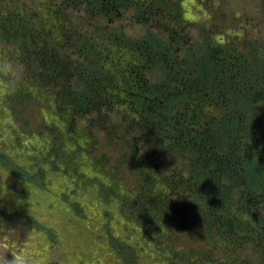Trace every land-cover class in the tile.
Here are the masks:
<instances>
[{
	"label": "rangeland",
	"instance_id": "rangeland-1",
	"mask_svg": "<svg viewBox=\"0 0 264 264\" xmlns=\"http://www.w3.org/2000/svg\"><path fill=\"white\" fill-rule=\"evenodd\" d=\"M63 1L0 0V61L18 66L16 77L0 79V155L14 166L0 158V239L3 229H13L10 246L25 252L33 264H258L259 249L252 243L211 236L205 229L217 197L196 192L187 152L165 151V141L158 143L138 126L154 119L152 108L136 114L122 85L124 78L131 83L140 78L147 99L150 92L156 97L176 90V109L184 116L177 119L180 128L184 122L193 124V117L199 129L207 117L222 120L230 109L242 115V105L228 93L229 76L209 55L221 48L223 58L264 75V0H114L117 9L105 13L95 8L97 0ZM133 1L150 4L152 10L140 17ZM50 8L62 18L51 17ZM12 13L31 34L28 42L14 32L5 37L3 16ZM42 25L51 35L41 33ZM149 33L173 50L162 63L154 56L159 51L152 48L149 60L138 48ZM32 45L45 53L49 49L75 72L64 76L52 57L44 62L42 51L34 57ZM209 57L215 73L203 77L197 64L208 68ZM253 57L263 64L252 65ZM106 72L117 81L104 96L91 79ZM245 77L236 85L242 86ZM260 77L256 74L253 83ZM182 83H189L188 90ZM84 92L90 107L80 113L71 96ZM236 95L244 98L243 92ZM263 105L259 101L256 112ZM196 107L197 115H191ZM257 129L263 130L262 137L258 131L245 133L242 143L250 145L254 137L261 142L264 123ZM217 137L214 133L203 140L213 147ZM177 177L188 181L189 188L180 194L170 186ZM234 199H228L227 207L245 217L256 233L264 198L246 203V215Z\"/></svg>",
	"mask_w": 264,
	"mask_h": 264
},
{
	"label": "trees",
	"instance_id": "trees-1",
	"mask_svg": "<svg viewBox=\"0 0 264 264\" xmlns=\"http://www.w3.org/2000/svg\"><path fill=\"white\" fill-rule=\"evenodd\" d=\"M76 1L77 0H64L63 2L73 5ZM86 1L88 2V0ZM119 1L125 2L126 0ZM99 2L100 0H97L95 8H98L97 10L99 11L101 10L102 13L107 12L108 10L106 9H110L112 6L111 3L108 5H101ZM133 4L136 5V9H139L138 14L136 15L140 16V10L143 9V6L134 1ZM48 14H50L51 17L57 15L62 18V14L59 13L58 10H52V8L48 9ZM139 18L138 20H140ZM16 20L17 18L13 13L9 16H3L4 29L7 31L5 37H8L9 32L10 34L14 32L17 33L22 42H28V39L30 40L31 38V34H27L28 31L22 25L16 23ZM40 28L42 30L41 33L51 35L50 31H48L43 25L40 26ZM147 36L148 41L147 39L144 40L138 47L140 48V52H145V55L149 56L150 60V57H152L151 49L153 48L152 52L159 51L158 54H154V56H157L158 61L161 62V60H166L168 55L173 52V50L168 46V43L162 42L161 39L150 33ZM39 51L44 52L43 47H36L32 45V55L34 57L36 55H40ZM56 56L57 55L55 54H51L49 49L45 54L41 55V57L44 58V62H46V59H51L52 57L53 62L56 63L55 66L57 70L62 71L64 76L70 74L69 72H75V67L72 68V66H69V64L65 61L59 62ZM252 59H254V57ZM262 60L255 58L252 65L257 63V65L260 66L263 64ZM233 62H235V59L230 61V66L232 65V67H229L223 62L224 64L221 65V68L223 69L224 74L229 76L230 85H227L228 93L236 96V100L238 99L240 106L242 105L243 114L238 115V113H235V110L230 109L222 120H219L218 117H207V124L204 126L203 124L200 125L199 129H197V127L201 123H198L197 120L195 121L192 116L190 117H192L191 122L193 124L188 125V123L184 122V124L181 125V128L177 127V119L182 117L183 120L184 116H182V113H179L176 109V90H174V93H176H173L174 95L169 93L168 96L157 95L156 97L153 92H150L151 97L147 99L141 93L144 83L140 80V78L133 80L135 83H131L127 78H124L125 82L122 87L131 99L130 104L132 105V110L136 114L141 111H149L152 108L151 115L154 116V119L150 120V122L146 125H136L139 127H145L146 130L149 131L148 136L154 138V140L158 143L165 141V151H173V153L177 155H181L182 152H187L188 157H186V161L188 164L186 167L188 172H192V170L195 172L193 174L190 173L192 176L190 182L192 184H198L199 188L197 187L196 192L199 194L203 191L205 195L207 193V196H205L207 199L210 198L211 195L217 197L218 200L216 199L214 203L216 210L215 215L213 216L212 213L213 217H207L206 222L210 224L205 226V229L210 231L211 236L219 233L222 238L228 235L237 242L241 239L242 241L245 240L252 243L254 248L259 249L260 259L258 264H264V217L258 219V227L255 233V231L251 230V226L248 225V220L245 217L241 218L240 214L235 215L230 208L227 207L228 199L233 196L235 197L234 200L236 204H240L243 207H245L246 203L250 206L252 202L253 204H255V202H262V199L264 198V165L262 164L264 163V137L261 142L258 141V137H254L252 140L255 141L250 145L242 143L241 141V138L247 136L245 133L256 135L258 131L257 127L264 123V105L256 112L258 102L260 101L264 104V75L262 71L257 72V75L259 74L260 77V74H262L263 78L260 77V80L258 79L255 83H253L252 79L256 74L251 69L252 66H246L243 62H241V64H235L236 62ZM185 63L186 62L184 60L180 62V64ZM202 67L200 69L203 72V77H206L209 73L211 74V72L208 71V68ZM246 75L247 79L241 81L242 86L241 84L236 85V82L241 80L242 77L244 78ZM99 77L101 78L97 79ZM91 80H93L91 81V86L94 85L99 92H104V96L108 95L107 89H109L110 86H115L117 81L115 75L110 72H106L100 76L96 74ZM241 92L244 93V98H240L236 95V93L239 94ZM71 99H73L75 111L79 110L80 113L88 111L90 107V96L87 92L79 95L73 94ZM114 99L116 101V97H114ZM150 102L154 103L155 107L152 106ZM197 111L198 108L196 107L193 111H190L191 115H197ZM243 119L245 121V127L243 129H239L243 125ZM131 124L133 123L131 122ZM205 128H207V130ZM71 129L72 128H70V131ZM258 132H260V137L261 134H263V130L261 129ZM214 133L218 135V140L215 144H213V147H209L208 142L203 139L206 136L210 137V135ZM0 158L1 160L3 159L2 161L5 162L7 166L14 168L5 156L0 155ZM243 179L246 181L244 186L242 185ZM198 180H202L201 182H203V184L200 185L201 182H198ZM186 182L188 181H186V179H182L181 177H177L173 181L170 180L172 192L174 191L173 193L178 192L180 194L183 189H188L189 187ZM178 184H182L183 186L181 188H177L176 186ZM193 205L196 206V204ZM209 206L210 204L207 203L204 205V208H208ZM176 207L179 208L180 211L186 210L184 203H177ZM203 210L204 209L201 211ZM238 211L245 215L247 212L246 207ZM207 213H210V210ZM0 214H2V212H0ZM20 214L22 218L32 223L31 218L24 212H21ZM212 220L218 225L215 229H213L211 225L214 224ZM235 230L240 232L241 235L239 237H236L233 232Z\"/></svg>",
	"mask_w": 264,
	"mask_h": 264
},
{
	"label": "clouds",
	"instance_id": "clouds-1",
	"mask_svg": "<svg viewBox=\"0 0 264 264\" xmlns=\"http://www.w3.org/2000/svg\"><path fill=\"white\" fill-rule=\"evenodd\" d=\"M17 67L6 58L0 61V79L16 77L18 75ZM0 87L4 86L0 85ZM3 232L4 239H0V264H33L25 252L13 251L12 246H10L8 238L12 235L13 229L5 228ZM14 243L17 247L20 246L18 241Z\"/></svg>",
	"mask_w": 264,
	"mask_h": 264
},
{
	"label": "flooded vegetation",
	"instance_id": "flooded-vegetation-1",
	"mask_svg": "<svg viewBox=\"0 0 264 264\" xmlns=\"http://www.w3.org/2000/svg\"><path fill=\"white\" fill-rule=\"evenodd\" d=\"M154 1V0H153ZM157 1V0H156ZM136 2V1H135ZM101 5L102 4H104V5H108L109 3H111L112 4V6L110 7V9H106V10H116L117 8H115V5H114V0H100V2H99ZM139 3L143 6V9L142 10H140L141 11V14H143V17H144V15H146L148 12H150L151 10H152V6L150 5V4H143L142 2H140L139 1ZM114 6V7H113ZM100 7H102V6H100ZM182 10V5L179 3V6H178V10ZM140 14V15H141ZM178 18L180 19V16L178 15ZM182 20V19H181ZM169 25V30H170V27H171V24H168ZM172 33V32H171ZM176 35V34H175ZM178 37V36H177ZM182 41V40H181ZM218 46H220L219 44H217ZM220 51H223L221 48H214V49H212L211 50V53H210V55L209 56H211L212 55V57H214V59H213V63H216L218 66H220L221 67V65L222 64H224V63H226V65H228L229 67H232V65L230 66V61L228 60V56L227 57H225V58H223V54L220 52ZM209 61L207 62L208 64H209V66H208V71L209 72H213L212 71V69H213V65H212V58L211 57H209ZM231 60V59H230ZM224 62V63H223ZM200 64H197V68L198 69H200L201 67L199 66ZM258 66V65H257ZM223 67V66H222ZM227 67V66H226ZM224 68V67H223ZM261 68H262V66H261ZM232 69V68H231ZM252 70H253V72H255V74H257V72H256V70H255V68H251ZM200 72H201V74H202V76H203V72L201 71V69L199 70ZM222 71H223V69H222ZM215 72H213V73H211V75L212 74H214ZM223 74H224V71L222 72ZM221 73V74H222ZM210 74V73H209ZM189 84V83H188ZM188 84H186V83H182V85H183V88L184 89H186V90H188ZM185 92V91H184ZM168 93H170V92H167V94ZM235 93V92H234Z\"/></svg>",
	"mask_w": 264,
	"mask_h": 264
}]
</instances>
